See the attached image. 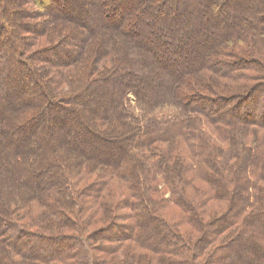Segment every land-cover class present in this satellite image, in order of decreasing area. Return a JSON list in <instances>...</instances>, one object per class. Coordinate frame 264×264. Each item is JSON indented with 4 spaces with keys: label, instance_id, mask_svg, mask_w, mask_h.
I'll return each instance as SVG.
<instances>
[{
    "label": "trees",
    "instance_id": "obj_1",
    "mask_svg": "<svg viewBox=\"0 0 264 264\" xmlns=\"http://www.w3.org/2000/svg\"><path fill=\"white\" fill-rule=\"evenodd\" d=\"M18 2L17 58L0 41V264H264V0H105L83 20ZM85 96L101 137L35 142L48 123L76 135Z\"/></svg>",
    "mask_w": 264,
    "mask_h": 264
},
{
    "label": "rangeland",
    "instance_id": "obj_2",
    "mask_svg": "<svg viewBox=\"0 0 264 264\" xmlns=\"http://www.w3.org/2000/svg\"><path fill=\"white\" fill-rule=\"evenodd\" d=\"M14 1V2H13ZM20 0H10L7 2V0H5V3L3 5V7L1 6L0 4V20H2L4 23L0 25V41L2 42H7V46L9 48V50L11 49H14L15 50V56L14 58L16 57V50L18 49V46H22V42L20 40V32H21V28L19 26V24L22 23V17H21V14L18 13L19 12V9H21L19 2ZM252 3H256L257 0H248ZM11 2H13L11 4ZM104 2L105 0H101L99 2V0H68V4H67V7H66V11L69 12L70 14H74V13H79L80 16H79V20H83V19H90V15H93V11L91 10V6H97L99 5V3H101L103 6H104ZM5 7V8H4ZM43 6H39V8H41L42 11H44V9L42 8ZM11 12H14L13 14H11ZM103 25V21L101 22L100 26ZM254 41V40H253ZM25 42H26V39H25ZM257 43V40L255 41ZM210 43L207 42L206 44V59L208 57H210L211 59L209 61H213L212 58H215L216 56H212V52L211 50H208V45ZM192 46V45H191ZM128 47V46H126ZM99 50V48H98ZM124 52H125V55L128 57L130 54L129 52L127 51V49L125 48L124 49ZM167 55V53H166ZM144 53H141L139 55V58H144ZM247 59H251L250 58V54H248L247 56ZM17 58V57H16ZM31 60L30 61V64L32 66L33 64V68H30L28 71L24 72V74H22L24 77L25 76H30V79L33 78L34 76H36V80L38 79H41V77H39V73L37 72V68H35V63H33V61H35L34 59H29ZM129 62V61H127ZM13 63L14 64V59L12 60H7L6 61V64H11ZM130 65V63H128ZM15 65V64H14ZM190 65V66H189ZM194 65V62H191V61H186L184 62V60L182 61L181 63V71L184 72V75H186L187 77L189 78H193L195 80H198V74H192L191 72H188V73H185L187 71H185V67L187 69H189L190 71V68ZM185 66V67H184ZM218 81V79H217ZM222 82H226L225 80H223ZM228 82H231V83H234V85H237V89H232V90H228L226 94H223L225 95L224 97H230L229 94H231V96L233 97V95H240V94H243L242 92V89H240L241 87V81H238V82H234V81H231V80H228ZM41 89V91L44 89H46L49 93H50V86L47 84V85H41V87H39ZM205 88V87H204ZM214 89H212L211 87L208 88L207 90V94L208 95H211V96H214L213 92ZM206 91V90H205ZM188 94H194L196 93L195 89H192V90H187ZM35 93L40 96V90L36 87L34 91L32 92H29L27 94V97L25 98H20L18 101H16V108L20 107V103L25 101L26 99L29 100V102H31V98L32 96H35ZM219 94H222L220 92H218ZM236 93V94H235ZM90 94H94V93H91ZM89 94V96H90ZM216 94V93H215ZM233 94V95H232ZM243 96V95H242ZM245 98H247V96H244L242 97L241 99H237L233 104L234 106L236 107V109H240L241 107H243V102L245 101ZM263 99L261 100V102L264 101V98L262 97H256V100H260V99ZM91 97H83L82 98V103L80 104V108L79 109H75L74 110V117L76 118V122L73 123V125L71 126V128L73 127V131L76 135H74L73 133H66V134H62L61 130L58 128V124L57 123H54L55 125V128L54 127H49V123L47 126L44 127V129L40 132V133H37L36 134V140L35 142H39L41 141V139H43L44 135L46 134H50L52 136V142L51 144H48L45 148L46 150H52V148L55 147L56 143L59 142L61 139H66L67 136H70V138L72 139V141L75 142V137H82V132L79 133L80 129H81V125L83 124L85 127H87L89 130L91 131H94V133L98 136V137H101L99 134V132L97 131V124L93 122L94 118L91 116L93 114V111L95 112L96 115L99 114V111H101V99L100 98H97L96 100H93V102L90 100ZM42 102H43V105H45V103H49L50 102V99L49 98H43L42 97ZM255 105V104H254ZM257 106H259L260 109L257 113H259L261 110H262V105L260 103H256ZM245 108V107H244ZM256 108V110H258ZM39 113L40 111H42V107H40L39 110H37ZM51 111H53V107H51ZM90 111L91 114H90ZM98 111V112H96ZM159 112H161V110H159ZM158 112V113H159ZM52 113V112H51ZM49 113V116L51 118H55V112H53L52 114ZM54 114V115H53ZM67 118H72V117H68ZM3 120V119H2ZM69 134V135H68ZM73 134V135H72ZM13 137V142L10 144V147H13V146H17L18 144H20L21 142L19 140L16 141V135L15 133H13L12 135ZM110 140H114L112 141L113 143H115V141H117V138L116 137H111V139H109V142L111 143ZM32 140L31 141H28L26 144H31ZM108 148H111V151L114 150L113 148L116 149L115 146H111V145H106ZM45 150V151H46ZM71 151V150H69ZM67 150V153L69 152ZM107 152V151H106ZM118 152V151H117ZM71 153V152H69ZM45 156V154H44ZM43 156V157H44ZM71 156H74L72 153H71ZM98 156H101L102 158H104L106 155H105V152H99ZM98 162H96L95 166L97 165ZM12 190V189H11ZM16 192V191H14ZM52 220H54V217H51ZM103 258V256H101Z\"/></svg>",
    "mask_w": 264,
    "mask_h": 264
}]
</instances>
